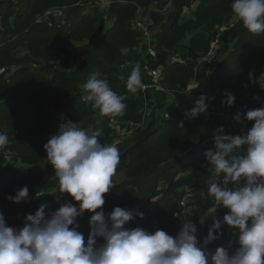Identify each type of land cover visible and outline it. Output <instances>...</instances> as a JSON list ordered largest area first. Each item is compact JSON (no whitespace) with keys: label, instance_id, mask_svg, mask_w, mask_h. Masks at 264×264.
<instances>
[{"label":"trees","instance_id":"obj_1","mask_svg":"<svg viewBox=\"0 0 264 264\" xmlns=\"http://www.w3.org/2000/svg\"><path fill=\"white\" fill-rule=\"evenodd\" d=\"M81 1L0 0V22L6 25L3 30L4 38L0 39V70L18 66L16 62L19 50H25L26 62L36 66L33 69L32 65L24 63L28 67L18 68L10 75V71L6 70L5 81H0V132L6 133L9 138L8 150L12 153L13 164L8 175L0 176V211L3 212L7 225L22 228L26 216L34 215L45 202L48 204L46 214L59 208L53 202V196L43 199L35 197L37 193L48 192L47 189L59 185L55 170L46 160L44 145L47 140H43L44 136L49 139L68 120L85 128L101 127L103 133L100 140L105 144H111L123 136V133L118 135L109 129V122H106L107 125L103 122L98 110L81 99V85L93 74H98L100 78L109 81L113 91L126 98L124 119L128 120L127 127L140 124L132 148L125 154L123 164L120 160L118 165L124 181L105 194L103 210L107 214L117 206L127 208L133 212V219L126 227H142L152 232L162 229L172 236L178 234L182 223L193 220L198 229L197 237L203 243L213 223L208 212L214 204V198L208 194L211 172L206 167L205 154L208 150H215L213 133L217 130L223 128L225 133L235 135L241 129L247 130L252 126L253 122H235V115L264 107V90L249 79L250 72H254L258 78L260 69L264 66V32L252 33L238 20L221 37V47L224 46V49L220 50V59L215 62L216 65L208 66L213 68L212 73L196 75V62L208 53L217 29L232 27L230 22L235 19L231 8L233 0H109L112 5L108 13L113 24L108 29L97 7L90 8L87 15L81 14L82 7H74ZM154 2H158L160 9L169 6V13L166 11L164 15L158 10L149 12L150 21L153 22L151 28L157 30L154 43L156 49L159 52L166 49L175 52L184 40L189 44L188 56H183L186 63L168 65L165 79L168 89L183 90L196 76L199 86L191 91L193 98L208 91L207 89L212 91L211 108L221 118L210 117L201 130L199 125L190 124L187 119L179 117L180 111L175 110L176 105L172 107V112L168 109L164 112L170 114V119H165L164 114L161 121L153 119L143 126L144 115L140 112L144 105L142 96H133L126 84L118 81V66L126 58L124 54L140 47V36L130 27V23L137 19L140 9L146 15L145 11ZM196 3L198 8L195 17L182 24L180 20L183 11ZM70 5L74 6L68 12L71 27L67 33L61 31L64 29H50L46 25L37 24V18L46 10ZM83 6L89 8L87 3ZM189 36L191 38L187 42ZM70 40L86 41L82 51L76 53L82 62L79 59L69 60V57L64 59L69 54L67 49ZM146 51L145 49L143 55L147 58ZM223 57L224 60L220 61ZM207 68L202 67L204 70ZM226 91L236 97L232 107L221 104ZM180 99V102L187 100L185 96ZM186 105L184 103L183 107ZM46 108H57L59 113L50 116V111L44 112ZM198 132L203 134L197 135ZM205 140L209 141L208 144L201 145ZM17 163L22 166L15 167ZM25 185L29 189L27 201L17 204L7 199ZM180 189L183 191L179 192ZM187 191L206 193L207 198L201 201L204 204L201 212L192 210L189 213L182 210L180 201ZM154 200L156 201L152 204ZM198 202H191L189 208L194 209ZM149 207H152L150 211ZM138 212L144 213L143 218L136 214ZM175 212L181 214L178 221H173ZM217 214L223 219L224 215ZM91 215L92 213L86 212L83 217L77 218L79 231L82 230L85 240L90 233ZM203 217L206 222L204 226L199 222ZM154 220L158 222L155 228L152 225ZM233 231H230L229 240L235 238ZM218 243L219 240L208 245L209 250L214 251Z\"/></svg>","mask_w":264,"mask_h":264},{"label":"clouds","instance_id":"obj_2","mask_svg":"<svg viewBox=\"0 0 264 264\" xmlns=\"http://www.w3.org/2000/svg\"><path fill=\"white\" fill-rule=\"evenodd\" d=\"M231 8L247 30L264 32V0H233ZM249 79L264 90V72L258 78L250 72ZM126 87L132 93L144 88L139 64L132 68ZM80 90L81 99L98 110L101 118L126 112V98L98 74H93ZM208 100V96L200 95L185 115L189 119L206 115ZM235 100L226 91L221 104L232 107ZM234 120L253 123L247 131L235 135L225 133L223 128L217 130L213 133L215 150L205 154L211 172L208 194L214 204L210 208L213 223L203 243L193 220L182 223L178 234L172 236L162 229L152 232L126 227L133 219V212L127 208L117 206L106 214L105 194L114 187L112 177L120 163L119 148L116 143L101 142V127L85 128L68 120L44 148L60 192L70 194L78 206L62 203L46 214L45 202L34 215L26 216L22 228L8 226L0 211V264H264V107L237 114ZM8 143L7 134L0 132V148ZM7 199L17 204L27 201L28 187L25 185ZM221 207L228 209L223 219L217 214ZM86 212L92 215L85 243L77 218ZM136 214L144 216L142 212ZM223 225L234 230L235 238L229 247L209 250L208 245L223 236ZM98 238L103 242L98 243Z\"/></svg>","mask_w":264,"mask_h":264},{"label":"rangeland","instance_id":"obj_3","mask_svg":"<svg viewBox=\"0 0 264 264\" xmlns=\"http://www.w3.org/2000/svg\"><path fill=\"white\" fill-rule=\"evenodd\" d=\"M84 4H86L85 1L82 2V5H84ZM74 5L67 6V8H70V7L74 6ZM79 7H82V9H83L81 11L82 15H87L88 14L90 8H87V7H84V6H79ZM166 7L167 8L161 7L159 12L162 15L166 14L167 12L169 13V11H168L169 10V6H166ZM149 12H157V10L154 9V8H150L149 7L145 11L146 15L144 14L141 17L142 18H148L149 17ZM113 18H114V20H116L115 17H113ZM144 20L148 21L146 19H144ZM238 20L239 19L237 17H235V19L230 22V26H232V27L227 29V31L232 29L233 26L237 23ZM12 22H11V24H12ZM150 22H152V21H150ZM152 25H153V22H152ZM5 26L6 25L3 22H0V39L4 38L3 30H4ZM131 26H132V23H130V27ZM145 26L148 28V25H145ZM70 27H71V25H69L66 29L61 30V31H64L65 33H67L68 28H70ZM226 28H228V26ZM217 34H219V33H215V35H214V37H213V39H212V41L210 43L209 51L205 55V57L201 58L197 62L195 61L197 63V65L200 67V68H196L195 69L196 75L206 72L207 69L204 70V69H202V67L203 68H207L210 65H214V64L216 65L215 62L219 61V59H220V55H219L220 54V50L222 51L224 49V46H222V47L220 46L219 49H217V48H215L213 46V40L217 36ZM70 41L71 42L69 43V48L67 49L69 54L64 59L69 57V60H71V59H74V60L75 59L76 60L79 59V61L82 62L81 57L80 56L78 57L77 54H79L82 51V49L86 45V41H75V40H70ZM181 45L182 46L177 51L171 52V53H174L173 56H178V55L186 56V57L188 56L187 54H188V46H189V44L186 43V41L184 40V42ZM145 49H147V46L143 44L142 38L140 37V47L138 49H136L132 53L125 54L126 58H123L121 60V62L119 63V66H118V70H119V72H118V81H119L120 84H126L127 78L129 76L132 68H134L137 64H139L141 66V74L146 75L147 68H149V65H148V59L143 55ZM217 51H218V53L215 54ZM166 52H167V49L160 54L158 61L164 63V62H166L168 60ZM227 55H228V53L225 55V57ZM17 56H18V61L16 63L19 66L18 68H26V67H28L27 65H23L24 63H28L29 65H32L31 68H33V64L34 63L26 62L27 61L26 60L27 59V53L25 52V50H19ZM225 57H223L220 61H223ZM128 61L130 62V65L127 66L126 62H128ZM143 62L145 63V66H142ZM169 62H170V60L167 61V64H169ZM33 69H35V68H33ZM3 72L0 73V81L1 80L5 81V76L6 75ZM5 84H7V83H5ZM198 86H199V83L196 80V76H195V79L183 90L182 89H180V90H171V89H168L167 86L165 84H163L162 82L158 83V85L156 86L157 89H153L145 97L144 104H145L146 111L142 107L140 109L141 114L145 115V118L143 119V126L145 124H148L149 122H152L153 119H155L157 121H161V119H163V116L165 114L164 112L167 109L170 110V112H172V107L174 105H176L175 110H179L180 111V113L178 114L179 117H183V118L187 119V121L190 122V124L193 123V124L199 125L200 130L203 128L204 123L210 117L221 118V117H219L220 115L215 114L212 111V108H211L212 101L210 100V95H211L212 91L210 89H207L208 91L203 93V95H206V96L209 97V100L207 101V103L209 104L207 114L206 115H202L200 118H195V119H189L185 115L184 112H186L187 110H190L194 106L195 100L198 99L199 96H200L199 95V96H196L195 98H193L190 95L191 94L190 91L197 89ZM158 88H164L165 90L162 91L161 89H158ZM137 94H138L137 92L133 93V96L137 95ZM131 95H132V93H131ZM184 96H185V98H187V100L184 99L183 102H180V100H181L180 97H184ZM177 102H179L180 105H178ZM184 103H187V105L185 107H183ZM182 107L185 108V109H182ZM50 113H51L50 116L57 115L59 113V109L53 108V109H51ZM111 117L116 118V123H117V125L114 127L116 129L113 132L117 133L118 135L123 133V136L121 138H119L118 140L112 142V143H116V144H117V142L120 143V145H118V148H119V152H120V160H122L121 163L123 164V158H124L125 154L127 153V151H129L132 148V145L134 144L133 140L135 138V133L140 130V129H138V128H140V124L138 126H135V125L131 124L132 128H128L127 127L128 120L125 121L124 117H126V116H124V115H122V116H106V117H103V119H104L103 122L107 125L106 122L109 121V119ZM224 119H225V117H224ZM197 120H199V121H197ZM241 130L242 131H247L245 129H241ZM202 134H200V132H198L197 135H202ZM236 134H239V133H236ZM43 140H47L45 142V143H47L49 139H48L47 136H44ZM208 142H209L208 140H205V141H203V143H201V145H206V144H208ZM4 153H8V151H6L5 148L0 150V163L2 165H4V163H3L4 161H3V157H2V155ZM120 172H121V169L118 170V167H117L116 172H115L114 176L112 177V181H113V185H114L113 188L118 187L124 181V175L122 173H120ZM2 175H4V174L2 172H0V176H2ZM161 186H164V185L161 183ZM47 191L50 192V193L55 194L58 197H61V200L65 201V203L66 202H71V203H73V204L78 206V202L74 201V199L70 196V194H68V193H64L63 194L62 192H60L59 185L54 186L52 188H49V189H47ZM182 191H183V189L179 190V192H182ZM206 198H207V195H206L205 192L195 193V200L192 203H195L197 201H199V202H198V205L196 207H194V209L193 208H187L185 210L181 206L180 207L182 208V210H184L186 212H189V213L192 212V210H198V211L201 212L203 210V206H204V204L201 201L206 199ZM155 201L156 200H154L152 202V204ZM58 207H60V206H58ZM150 209H152V207H149V211H150ZM227 211H228V209H225V208H222V207L218 208V213H221L222 215H225L227 213ZM208 214L211 216L210 211L208 212ZM180 216H181V214L179 215V217ZM204 218L205 217H203L201 220H199L200 223L203 222V223H201L203 226L206 224V222H204ZM178 220H180V219H178ZM22 227H23V225H22ZM226 229H228V230H226ZM231 230L232 229L230 227L228 228L227 225H223L222 226L223 236L221 237V239H219V243H218L217 247L218 246H225L226 247L227 244L229 242H231V240H229V238L231 236V232H230ZM83 232H84V230H83ZM153 232H154V230H153ZM86 241L87 240H85V243H86ZM98 243H99V240H98Z\"/></svg>","mask_w":264,"mask_h":264},{"label":"built area","instance_id":"obj_4","mask_svg":"<svg viewBox=\"0 0 264 264\" xmlns=\"http://www.w3.org/2000/svg\"><path fill=\"white\" fill-rule=\"evenodd\" d=\"M85 1L88 5L89 8H94L97 7L100 10V13L102 15L103 20L106 22L107 25V29L110 28V26L113 24L112 23V19L108 13V10L110 8V6L112 5V2L109 0H97L96 2H92L91 0H82L80 3H77L74 7L77 6H83L81 5L82 2ZM159 4L158 2H154L150 8H154L158 11H160V8H158ZM73 8H67V6H56V7H52L48 10H46L42 15H40L37 18V24L42 25V26H47L50 29H54L56 28V30H60V29H65L68 25H69V19H68V12L70 11V9ZM197 8H198V4L196 7V4H193L190 8H186L183 11L182 16H184L185 18H187L188 20H191L195 17V14L197 12ZM110 25V26H109ZM148 25V28L145 26ZM151 24L146 23V21L144 20H139L136 19L134 21V25H133V30L135 32H137L139 34V36L142 38L143 44L147 46V59H148V65L149 68H147V72L146 75L141 74L142 77V82L144 84V88L140 91H138L137 93L140 94L142 96V103L144 104L145 102V97L153 90V89H157L156 86L158 85V83H163L167 86V84L165 83V79H166V70L168 68V65H172L175 63H180V64H184L186 63V59L183 58V56H173L174 53H171L169 51L166 52V55L168 57V60H170L169 64H167L166 62H160L158 61L159 56L162 52H164L165 50L162 51H158L156 49V45L154 44L156 41V35H157V30L152 29L151 28ZM227 30L226 26L224 27H220L217 29V31L215 33H219L217 34V36L214 38L213 40V46L217 49L220 48L221 46V37L224 34V32ZM133 52V51H132ZM130 52V53H132ZM127 54V53H125ZM124 54V55H125ZM217 54V52L215 53ZM154 62V63H153ZM126 65H130V62H126ZM142 66H145V63H142ZM33 68H36V66L33 64ZM197 68H199V66H197ZM18 69V66L14 65L12 67H6L4 70H0V73L3 72L5 73L6 70H9L10 74H13V72H15ZM213 71L212 67H208L206 70V74H211ZM261 72H264V66L261 67L259 75L261 74ZM6 74V73H5ZM168 88V86H167ZM161 89L162 91H164V88H158ZM83 101V100H82ZM84 102V101H83ZM87 103V102H84ZM144 110L146 111L145 108V104L143 105ZM51 112V110H49L48 108H46L44 110L45 113L47 112ZM202 115H200L198 118H200ZM145 118V115H144ZM165 119H170V114L166 113L164 116ZM108 127L112 130H115L116 128H114L117 123H116V119L111 117L108 121ZM3 148H5L6 151H8V153H4L2 155L3 157V163L4 165H2L0 163V172H2L4 175L2 176H6L10 173V167L13 166L12 164V153L8 150V144L6 146H4ZM3 148H0L3 149ZM15 167L19 168L22 165L20 163H17V165H14ZM47 196H55L54 198V203L61 205L62 203H64L65 201L63 200H57L56 198H60L58 196H56L53 193L50 192H46V191H42L37 193L36 197L39 199H43L44 197ZM195 199V193L193 191H187L186 194L184 195L183 199L180 201V206L183 209H187L189 208V204L191 202H193V200ZM180 213L176 212L173 216V220L177 221L178 219H180L179 217ZM152 225L153 228L158 226V222L157 221H152ZM229 242L227 244L226 247L230 246ZM233 246V245H232Z\"/></svg>","mask_w":264,"mask_h":264},{"label":"crops","instance_id":"obj_5","mask_svg":"<svg viewBox=\"0 0 264 264\" xmlns=\"http://www.w3.org/2000/svg\"><path fill=\"white\" fill-rule=\"evenodd\" d=\"M196 7H197V3H196ZM143 12H144V10L143 9H140L139 10V12H138V16H137V19H139V20H144V19H146V20H148V21H146V23H148V24H151L152 25V22H150V18L148 17V18H142L141 16L143 15ZM187 18H185L184 16H182V18H181V20H180V22H182V23H184V22H187ZM145 21V20H144ZM133 25H134V22L132 23V26H131V28L133 29ZM191 38V36H189L188 37V39H187V42L189 41V39ZM191 92V91H190ZM54 198H55V196H53V202H54ZM65 203V202H64ZM58 206H60V205H58ZM81 232H82V230H80ZM99 240V239H98ZM103 241L102 240H99V243H102Z\"/></svg>","mask_w":264,"mask_h":264}]
</instances>
